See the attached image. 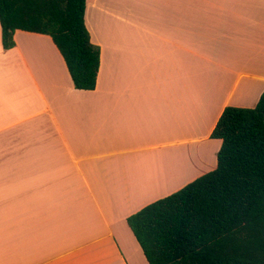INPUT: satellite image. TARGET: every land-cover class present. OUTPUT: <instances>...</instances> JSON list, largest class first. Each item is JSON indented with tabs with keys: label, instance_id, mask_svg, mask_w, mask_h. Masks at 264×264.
<instances>
[{
	"label": "crops",
	"instance_id": "obj_1",
	"mask_svg": "<svg viewBox=\"0 0 264 264\" xmlns=\"http://www.w3.org/2000/svg\"><path fill=\"white\" fill-rule=\"evenodd\" d=\"M95 89L0 23V264H149L127 218L215 169L264 92V0H87Z\"/></svg>",
	"mask_w": 264,
	"mask_h": 264
},
{
	"label": "trees",
	"instance_id": "obj_2",
	"mask_svg": "<svg viewBox=\"0 0 264 264\" xmlns=\"http://www.w3.org/2000/svg\"><path fill=\"white\" fill-rule=\"evenodd\" d=\"M87 0H0L2 43L17 29L48 34L74 86L95 89L100 48ZM212 138L217 167L127 218L149 264H264V92L255 107L227 106Z\"/></svg>",
	"mask_w": 264,
	"mask_h": 264
}]
</instances>
